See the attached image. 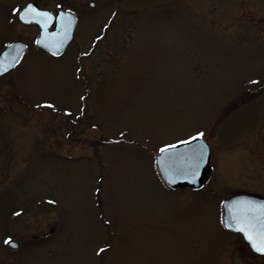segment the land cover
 I'll return each mask as SVG.
<instances>
[{"label":"rangeland","instance_id":"374dc122","mask_svg":"<svg viewBox=\"0 0 264 264\" xmlns=\"http://www.w3.org/2000/svg\"><path fill=\"white\" fill-rule=\"evenodd\" d=\"M39 1L78 21L0 77V264H264L220 205L264 197V0ZM12 2L0 51L32 37ZM196 136L208 180L166 187L155 154Z\"/></svg>","mask_w":264,"mask_h":264},{"label":"water","instance_id":"95a60500","mask_svg":"<svg viewBox=\"0 0 264 264\" xmlns=\"http://www.w3.org/2000/svg\"><path fill=\"white\" fill-rule=\"evenodd\" d=\"M26 10L27 8L19 13L20 19H25ZM50 15L55 23L53 29L49 31V25H41L35 43L39 48L57 57L72 40L76 19L72 13L61 10L56 16L52 13ZM24 51L25 44L16 41L0 52V76L11 71L20 62ZM164 149L167 151H159L155 156L157 171L163 182L171 188H200L210 171L208 143L198 137ZM221 205L224 227L234 233H240L254 252L264 255V252L257 250L264 245V198L238 193L223 200ZM8 245L16 248L18 244L11 240Z\"/></svg>","mask_w":264,"mask_h":264},{"label":"flooded vegetation","instance_id":"af4514ba","mask_svg":"<svg viewBox=\"0 0 264 264\" xmlns=\"http://www.w3.org/2000/svg\"><path fill=\"white\" fill-rule=\"evenodd\" d=\"M2 1H4V0H0V3ZM25 8H27L26 16H25V19L22 20L19 18V13ZM59 9H61L63 11L72 12L75 15V17H76L75 28H76L77 21H78V15H77V12H75L72 9H68L66 7H56V9H52L49 6H46L44 3H41L39 0H15V2H12V4L10 6H8V8H7V12L9 14V16L11 14V17H12L11 18L12 26L16 27L18 30H23L24 33H26V34H28V32H25V30L30 31L32 33L31 34L32 37L30 40L31 43L28 40H25L19 36V37H16L15 39H11L8 42H6L5 46L7 44H10V43L15 42V41L23 42L25 44V52H24L23 57H22V59H23L24 56L26 55V53L30 50V46H34V47L38 48L35 45V39H36L40 29H41V25H44V26L49 25L48 30H51L53 28V25L55 24L54 21L51 19V15H49L47 12H41L39 10L49 11V12H53L56 14ZM16 28H14V30ZM74 31H75V29H74ZM40 51H42V50H40ZM42 52H44V51H42ZM44 53H46V52H44ZM47 55H49V54H47ZM22 59H21V61H22ZM82 79H83V76H82ZM77 118H79V117H77ZM249 250L251 251V253H253L256 256L264 257V255H259V254L254 253L250 248H249Z\"/></svg>","mask_w":264,"mask_h":264},{"label":"snow or ice","instance_id":"6c2138e0","mask_svg":"<svg viewBox=\"0 0 264 264\" xmlns=\"http://www.w3.org/2000/svg\"><path fill=\"white\" fill-rule=\"evenodd\" d=\"M193 139H198V137H194ZM171 147H175V146L173 145ZM160 151L161 152H164V151H167V149H161ZM241 231H243V229H241ZM249 239H251V237H249ZM257 250L258 251H261V252H264V245L258 247ZM101 251H103V249Z\"/></svg>","mask_w":264,"mask_h":264}]
</instances>
